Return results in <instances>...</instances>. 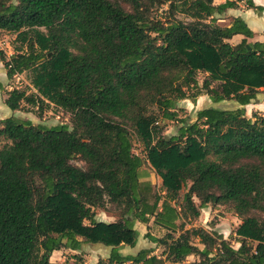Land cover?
Returning <instances> with one entry per match:
<instances>
[{
    "label": "trees",
    "instance_id": "trees-1",
    "mask_svg": "<svg viewBox=\"0 0 264 264\" xmlns=\"http://www.w3.org/2000/svg\"><path fill=\"white\" fill-rule=\"evenodd\" d=\"M122 2L129 11L111 0H0V31L21 45L10 57L0 51V63L8 80L31 71L35 89L9 91L4 105L36 108L39 116L52 105L71 123L0 121L7 142L0 148V264H56L52 253L83 243L111 248L96 264H182L189 256L199 257L192 264H264V113L250 119L244 109L257 95L264 99V42L250 41L254 33L239 16L220 24L243 0ZM245 9L264 12L253 0ZM200 95L239 107L200 109L164 137L160 121L176 120L177 101ZM145 164L163 193L152 203ZM107 205L122 218L97 221L96 210ZM216 206L240 220L238 249L187 228ZM150 219L166 231L146 234L161 256L149 249L122 255L121 247L137 243L132 220Z\"/></svg>",
    "mask_w": 264,
    "mask_h": 264
},
{
    "label": "rangeland",
    "instance_id": "rangeland-1",
    "mask_svg": "<svg viewBox=\"0 0 264 264\" xmlns=\"http://www.w3.org/2000/svg\"><path fill=\"white\" fill-rule=\"evenodd\" d=\"M112 2H116L120 4L126 11H129V7L122 2V0H111ZM245 1L243 0L240 3L238 10H230L226 13V19L221 21V25H226L229 23L230 19L234 16L240 15L242 19H244L245 23L249 26V28L257 33L258 39L264 40V12L262 13H254L252 10L245 9ZM256 5L264 6V0H253ZM216 3H219L218 1ZM12 4H16V0H12ZM163 14V10H157L155 12L154 17L161 16ZM241 37H236L230 40L231 44H236L240 41ZM256 38H253L250 41H254ZM3 49L6 57L13 54L16 50L21 48V45L16 40V35L4 31H0V49ZM5 68L2 63H0V121L8 118L15 117L22 121H28L32 125H44L46 127H53L57 125H66L69 129L71 128L70 117L68 114L64 113L58 108L50 105L48 108H44L41 112L40 116L36 108H29L26 105H23L22 110L19 111H10L4 105V99L6 98V94L9 91L17 90L24 91L26 94L35 93V89L32 85L31 79V71H26L17 78H12L8 80L4 75ZM205 74L200 73L197 75V80L199 83L203 80ZM258 97H262V94L257 95ZM253 104V103H251ZM251 104L244 107L245 116L247 118L253 119V115H262L264 113V106H260V108L251 107ZM213 107L219 108L223 110H234L239 106L233 101H222L219 103H212L207 95H200L196 98L194 102L190 100H181L177 101L176 109V120H168V121H160V124L163 126V136L171 137L177 134V130L179 127V122L181 120L188 121L190 123L195 121L196 112L200 109ZM157 113V112H156ZM7 144L5 140L0 137V148L4 147ZM133 144V152L135 154H142V147L140 143L136 140L135 137L132 139ZM71 164L84 169V163L81 162L78 158H74L71 161ZM142 172L146 175V181L151 184L152 193L146 195V199L148 203H152L154 201V194L162 195L161 191V182L158 176L154 173V171L148 166V164L143 165ZM188 186L180 192L179 200H181L184 193L187 191ZM197 203V200L194 199ZM96 219L101 217L104 220L109 222H114L120 220L122 216L120 212L114 208L112 205H107L104 211L96 210ZM95 215V216H96ZM251 215L255 217H259L260 214L252 213ZM124 219V217H123ZM88 224V222H85ZM240 224V220L237 216L232 212V210L227 206H216L213 208H207L201 211L198 219L190 222L187 225V228H202L207 232L216 233L221 236L223 239L228 241L235 249L239 248V244L237 243V239L235 237V230L237 226ZM133 229L137 233V243L133 248L130 247H121L119 252L124 255H136L138 251L142 249L152 250V255L157 257L161 256L162 249L156 248L155 244L151 243L147 238L146 234H150L156 238H162L166 234V231L153 223V219H150L147 225L139 223L136 220H132ZM194 244L202 250L203 245L199 244L198 240L194 241ZM111 248L105 247L99 244H85L83 243L80 247L79 251H71L68 249H61L52 253L50 262L56 264H96L100 259H107L110 254ZM199 257L197 256H189L185 259L182 264H192L193 262H197ZM170 264V263H166Z\"/></svg>",
    "mask_w": 264,
    "mask_h": 264
},
{
    "label": "crops",
    "instance_id": "crops-1",
    "mask_svg": "<svg viewBox=\"0 0 264 264\" xmlns=\"http://www.w3.org/2000/svg\"><path fill=\"white\" fill-rule=\"evenodd\" d=\"M237 16H239L240 17V15H237ZM234 17H236V16H234ZM244 20V19H243ZM248 26V25H247ZM249 27V26H248ZM251 28V27H250ZM252 31H253V29H252ZM253 33H254V36H255V40L253 41V42H255V41H259V42H264V40H261V39H258V36H257V33L255 32V31H253ZM4 75L6 76V72H4ZM187 101V100H186ZM253 104H251V107H254L255 109H253V110H257L256 108H260V106H264V99H263V96L262 97H258L257 96V98H256V100L254 101V102H252ZM99 215H96L95 216V219H96V217H98ZM102 215H100V218L99 219H96L97 221H102V222H109V221H107V220H104L102 217H101ZM139 252V251H138ZM137 252V253H138ZM128 256V255H127ZM132 256H134V255H132Z\"/></svg>",
    "mask_w": 264,
    "mask_h": 264
},
{
    "label": "built area",
    "instance_id": "built-area-1",
    "mask_svg": "<svg viewBox=\"0 0 264 264\" xmlns=\"http://www.w3.org/2000/svg\"><path fill=\"white\" fill-rule=\"evenodd\" d=\"M0 51L3 52V49L1 48ZM3 53H4V52H3ZM4 54H5V53H4ZM11 55H12V54H11ZM11 55H9V57H10ZM14 77L17 78V77H18V74L14 75ZM14 77H13V78H14Z\"/></svg>",
    "mask_w": 264,
    "mask_h": 264
}]
</instances>
